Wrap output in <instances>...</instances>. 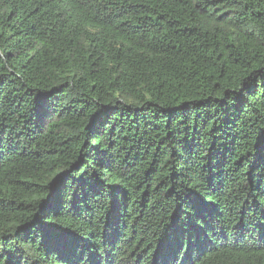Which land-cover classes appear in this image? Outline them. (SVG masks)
<instances>
[{
    "label": "trees",
    "instance_id": "1",
    "mask_svg": "<svg viewBox=\"0 0 264 264\" xmlns=\"http://www.w3.org/2000/svg\"><path fill=\"white\" fill-rule=\"evenodd\" d=\"M0 264H264V0H0Z\"/></svg>",
    "mask_w": 264,
    "mask_h": 264
}]
</instances>
